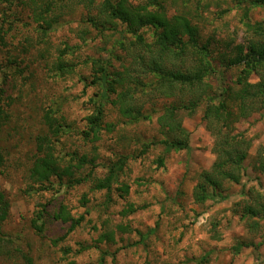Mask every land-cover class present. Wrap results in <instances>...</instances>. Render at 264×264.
I'll use <instances>...</instances> for the list:
<instances>
[{
    "label": "rangeland",
    "instance_id": "obj_1",
    "mask_svg": "<svg viewBox=\"0 0 264 264\" xmlns=\"http://www.w3.org/2000/svg\"><path fill=\"white\" fill-rule=\"evenodd\" d=\"M143 1L131 0L133 4ZM163 4L169 17H187L197 27L200 40L209 41L218 70V77L210 79L214 88L230 85L238 69H224L218 61L221 54L230 55L247 37L242 25L245 8L237 7L232 0H163ZM246 11L249 22L264 25V6L247 7ZM86 14L78 6L58 29L43 38L27 9L9 10L0 3V88L6 97L15 100L6 108L7 117L0 127V192L10 205L2 232L12 240L4 243L0 264H25L23 255L30 264H264V219L259 220L257 231H250L233 208L244 197L243 191L249 189L256 190L264 200V175L251 168L256 150L264 147V116L253 114L235 124V129L252 144L242 178L239 184L225 185L227 198L223 201L208 200L203 204L191 198L196 176L214 161L213 139L202 122L203 104L190 117L179 113L182 127L189 133L187 150L166 152L161 143L164 136L156 123L158 113L150 120L130 122L110 103L104 108L102 125L111 124L112 132L101 131L96 142L84 140L86 117L93 112L91 99L100 91L99 86L90 84L92 69L88 59H108L120 69L106 49L122 27L101 34L89 25ZM81 30L86 43L79 36ZM144 37L151 39L148 29ZM66 43L79 44V49L66 57L75 64V73L64 78L55 75L53 63L57 50ZM255 80L252 77L251 81ZM137 100L145 114L152 109L160 112L170 101L177 103L141 94ZM49 108H59L56 119L62 116L67 125L55 150L61 164L69 161L73 153L96 156L97 167H85L80 173L86 175L91 170L92 177H103L110 161L127 157L109 194L92 190L90 181L59 189L56 179H52L57 185L55 191L28 190V170L36 150L34 138L49 135L42 121ZM121 183L129 189L124 197L119 196ZM83 195L87 199L85 206L80 202ZM38 203L46 209L45 229L40 234L30 226ZM61 204L74 217L84 215V220L54 245L53 240L64 236L69 227L52 219ZM128 205L136 210L123 217ZM120 224L131 231H115L113 242H97L103 231L101 225L115 229ZM149 229L154 232L148 233ZM141 234L146 235L144 240H139ZM80 245L88 248L81 250ZM66 248L71 251L65 253Z\"/></svg>",
    "mask_w": 264,
    "mask_h": 264
},
{
    "label": "trees",
    "instance_id": "obj_2",
    "mask_svg": "<svg viewBox=\"0 0 264 264\" xmlns=\"http://www.w3.org/2000/svg\"><path fill=\"white\" fill-rule=\"evenodd\" d=\"M232 1L237 7L245 8L242 25L247 37L234 47L230 55L221 54L223 57L218 61V66L224 69L236 67L238 72L230 85H217V88L210 82L211 78L218 77V70L209 41L200 40L197 27L187 17H169L163 0H144L137 4L131 0H0V3L9 10L27 9L38 34L43 38L58 29L64 23V18L71 15L78 6L86 11L89 25L101 34L106 30L116 31L117 26H122L118 30L119 36L106 49L109 58L118 62L120 69L115 68L108 59H88L92 69L90 84L99 86L100 91L94 94L95 99H91L93 112L86 117L87 128L82 131L86 141H98L101 131L112 132L111 124L102 125L104 108L110 103L117 106L119 115L130 122L150 120L158 113L156 123L164 136L161 143L166 152L187 150L189 133L182 127L179 113L184 112L190 117L203 104L202 122L213 139L211 151L214 161L209 169L196 176L191 191L193 202L203 204L208 200L223 201L227 198L224 195L225 185L239 184L242 178L244 162L249 157L252 144L243 132L235 129V124L253 114L264 116V25L262 22H249L246 11L247 7L264 6V0ZM147 29L150 31L149 41L144 37V30ZM83 35L84 31L81 30L79 36L86 43ZM78 49L79 44L66 43L57 50L53 63L55 75L65 78L75 73V64L67 61L66 57L73 56ZM252 77L256 80L251 81ZM4 93L0 88V127L7 117L6 108L15 102ZM138 94L174 99L177 103L170 101L160 112L152 109L145 114L140 110L142 105L138 104ZM58 112L59 108H49L42 115L49 135L41 134L34 138L36 150L28 170L31 182L28 190L32 193L55 191L57 185L52 179H56L59 189L90 181L92 190L109 194L112 184L118 182L127 157L110 161L103 177H92L91 170L98 165L96 156L89 158L73 153L69 161L61 164L62 159L56 155L55 150L58 140L67 131V125L62 116L56 119L55 114ZM147 148L144 147L143 152ZM158 162L161 164V159ZM85 167L91 170L81 175L80 170ZM251 168L264 175V147L256 150ZM128 190V186L121 183L118 187L119 196H126ZM243 193L241 201L233 206L234 212L245 223V227L254 232L259 229V220L264 219V200L254 189ZM109 198L107 195V201ZM80 202L82 206L87 203L84 195ZM37 206L30 226L40 234L45 229L46 209L43 203ZM9 208V202L0 192V256L3 254L4 243H12L2 232ZM135 210L133 205H128L123 210V217ZM52 219L69 224L67 233L53 240L55 245L83 222L84 215L74 217L67 206L61 204L52 214ZM101 226L103 231L98 235V243L113 242L115 231H131L129 226L123 224L116 225L115 229ZM153 232L154 229H149L148 233ZM139 236V240L146 237L144 234ZM80 246L81 250L88 248ZM70 251V248L64 250L65 253ZM23 259L25 264H30L26 256L23 255Z\"/></svg>",
    "mask_w": 264,
    "mask_h": 264
}]
</instances>
